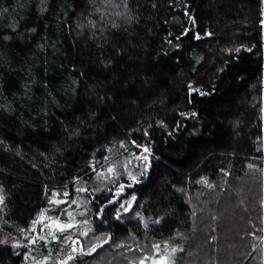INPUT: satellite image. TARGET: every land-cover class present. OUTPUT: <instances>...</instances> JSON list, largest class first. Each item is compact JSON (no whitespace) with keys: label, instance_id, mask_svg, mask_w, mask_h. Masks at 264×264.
<instances>
[{"label":"trees","instance_id":"16d2710c","mask_svg":"<svg viewBox=\"0 0 264 264\" xmlns=\"http://www.w3.org/2000/svg\"><path fill=\"white\" fill-rule=\"evenodd\" d=\"M262 21L264 0H0V264L73 240L67 264H264ZM55 198L86 234L25 246Z\"/></svg>","mask_w":264,"mask_h":264},{"label":"rangeland","instance_id":"374dc122","mask_svg":"<svg viewBox=\"0 0 264 264\" xmlns=\"http://www.w3.org/2000/svg\"><path fill=\"white\" fill-rule=\"evenodd\" d=\"M261 113H262V118L264 119V101H263ZM110 167H114V171H112V172L108 171V169ZM119 168H120V172L123 173L122 168H125L124 164H122V163L119 164L118 162L112 164L111 166L108 167L104 176H108L111 179L112 175L119 171ZM115 197L119 199V195L118 196L115 195ZM78 202L76 201L75 198L72 200H69V201H67L65 198L53 199L51 202L53 209L57 210V207H62V208H64L63 209L64 211L57 214L55 219H53L52 217H49L47 219L46 216H43L44 214L41 215L38 218V220L34 223V226L31 229L30 234H27V233L23 234V238H26L28 235L30 238L28 241H26L24 243L25 246H30L31 244L34 243L35 240H38L40 242H43V241L47 242L49 238L55 237L56 232L72 231V232H75L76 234L81 235V236L86 234L87 229L85 230V226L87 225V222L81 219V216L83 215L84 212L81 210L82 209L81 205ZM122 204L123 203H121V205ZM125 208H128V204H126ZM59 209H58V211H59ZM78 209H80L79 212H78ZM130 211H131L130 208H128L127 211H123V212L124 213H126V212L130 213ZM48 216H50V215H48ZM60 216L62 217V220L64 222L61 224H58L57 221H58V219L60 220V218H61ZM135 219H137V218H135ZM69 224L71 225V227H61V226L69 225ZM71 229H74V230L78 229V230L73 231ZM70 240H73V238L68 237L67 241H70ZM44 242H43V244H46ZM130 244H132V243L128 240L127 243H124V246L126 248L129 246L127 249L130 250L131 249ZM70 246H71L70 254L68 255V257H66L63 260L64 264H67L69 262V260H70L69 257L73 256V252L76 253V252H79V250H80V244L76 240H73L72 243L70 244ZM118 247L122 248V245L118 244V246L116 248L118 249ZM127 249H125V250L128 251ZM181 249L182 248L180 245H168V244L156 245V246H154L152 253L150 255L142 257L138 261V264H174L175 263V257L179 253V251H181ZM108 255H111V254H108ZM29 259H31V258H29ZM50 261H51V259L48 257L47 259L45 258V259L38 261V262L34 261L33 264H41L39 262L49 263ZM61 261L58 264H61Z\"/></svg>","mask_w":264,"mask_h":264},{"label":"snow or ice","instance_id":"6c2138e0","mask_svg":"<svg viewBox=\"0 0 264 264\" xmlns=\"http://www.w3.org/2000/svg\"><path fill=\"white\" fill-rule=\"evenodd\" d=\"M41 11H43V9H41ZM262 23H264V21H262ZM181 115H185V113H181ZM162 123V122H161ZM148 133L146 132L145 133V135H147ZM133 144H136V141H133ZM137 146H139V145H137ZM144 151L145 152H148L149 151V149L147 148V147H145L144 148ZM141 159H143V160H145V161H147V159H148V157L147 156H144V157H141ZM145 166V168L148 166L147 164H145L144 165ZM108 171H110V172H112V171H114V167H110L109 169H108ZM128 177H129V179L130 180H132L134 183L136 182V176L135 175H133L131 172H129L128 173ZM124 187H125V185H123V184H121L120 186H119V188L117 189V195H119V193L121 192V191H123V189H124ZM209 187H211V185H209ZM115 196L113 197V200H115ZM3 199V197H0V200H2ZM136 198H135V196H133L132 197V199L131 200H129L128 202H127V204H128V208H130L131 207V205H132V202L135 200ZM108 203H112V201H108ZM121 207L124 209V211H127L128 210V208H125L123 205H121ZM103 209H104V205H101V211H103ZM116 217H117V219H119L120 218V210L118 209L117 211H116ZM61 227H71V225L69 224V225H65V226H61ZM0 243H4V241H0ZM104 243H106V241L103 239V238H101L100 240H99V242L96 244V245H93V247H92V251H95V249L97 248V247H99L100 245H102V244H104ZM16 246V244L14 243L13 244V247H15ZM81 251H83V249H81ZM71 257H69V259H70ZM61 264H64V262L63 261H61Z\"/></svg>","mask_w":264,"mask_h":264}]
</instances>
